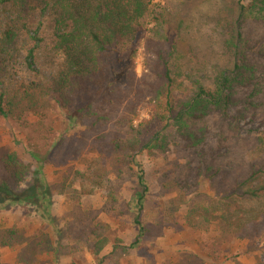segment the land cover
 Returning <instances> with one entry per match:
<instances>
[{
  "label": "trees",
  "instance_id": "trees-1",
  "mask_svg": "<svg viewBox=\"0 0 264 264\" xmlns=\"http://www.w3.org/2000/svg\"><path fill=\"white\" fill-rule=\"evenodd\" d=\"M1 3L19 12L21 30L37 42L39 32L26 21L38 10L48 13L52 52L62 63L43 85L22 82L5 89L0 82V119L26 125L28 117L44 114L52 96L70 119L83 125L81 138L89 140L84 147L108 157L101 161V173L82 177L89 188L85 182L79 192L69 187L74 195L99 192L105 202L99 211L75 207L65 232L69 244L59 246L56 255L72 256L85 247L98 264L105 263L102 253L109 239L99 214H130L132 204L124 210L121 190L131 178L137 182V201H145L150 187L138 160L144 154L182 157L183 163L175 161L160 177L166 193L184 200L199 194L203 183L214 191L207 205H195L185 214L192 232L205 239L216 234L211 247L203 242L208 258L213 260L230 240L246 243L250 254L264 253V134L242 136L246 120L264 125V0ZM160 6H166L168 17L155 14ZM14 31H19L16 25L5 37ZM145 37L147 73L139 79L136 58ZM34 59V50L28 51L27 67L38 73ZM142 109L147 119L141 120ZM26 139L30 161L14 151L0 154V208L5 210L38 204L36 196L18 195L33 163L41 161L39 144ZM141 211L140 204L135 223L141 235L129 249L148 232L139 220ZM23 242L16 225L0 228V249ZM189 256L201 261L198 255Z\"/></svg>",
  "mask_w": 264,
  "mask_h": 264
},
{
  "label": "rangeland",
  "instance_id": "rangeland-1",
  "mask_svg": "<svg viewBox=\"0 0 264 264\" xmlns=\"http://www.w3.org/2000/svg\"><path fill=\"white\" fill-rule=\"evenodd\" d=\"M165 0H154L162 5ZM0 0V82L5 89H11L17 84L37 83L46 84L60 68V56L52 52L51 37L53 27L51 16L31 13L26 21L34 31H38L41 41L37 42L28 37L21 30L22 16L3 5ZM166 6H160L155 14L168 17L164 11ZM44 8V7H42ZM170 11V10H169ZM21 18V19H18ZM16 25L19 31H14L10 38L5 37L8 29ZM41 26V27H40ZM40 27V29H39ZM146 37L140 42V50L136 58V74L139 79L147 73L145 62ZM34 50V62L38 73L27 67L28 51ZM153 57H148L152 60ZM41 117H28L26 125L20 126L13 121L0 119V154L14 151L26 162L30 161L27 151V139L31 137L39 144L41 161L33 163V172L25 180L18 193L36 196L37 205L19 204L12 209L0 208V228L9 229L17 226L23 237V243L13 248L0 249L1 264H98L92 253L82 247V251L72 256L56 255L59 246L69 244L65 232L72 221L71 212L76 213L75 207L82 206L83 210H101L105 199L97 192L95 195L80 196L71 193V186L78 192L85 182L98 172L101 173L102 159L97 153L85 148L89 140L83 137L84 127L76 119H70L61 110L52 96L47 98ZM148 118L147 110L141 112V120ZM137 125V123H136ZM242 136L248 134H264L261 121L246 120L243 122ZM16 142H20L17 144ZM84 147V148H83ZM83 151L77 157L73 154L77 150ZM145 170L150 192L145 201H137V182L134 179L124 183L121 197L126 205L131 203V212L126 217L116 214L100 213L98 221L105 225L104 235L109 239L102 256L106 257L104 264H257L264 262L263 254H250L247 244L230 240L226 246L217 250L214 259L207 257L209 249H204L203 242L210 247L216 234L203 238L188 229L185 225V214L195 205L205 206L214 198V191L207 183H203L202 190L197 195L186 197L184 200L175 193L168 194L162 188L160 177L169 170L175 161L183 163L182 157L170 154L162 157L156 154H144L138 159ZM88 182V183H87ZM72 184V185H70ZM24 194V195H25ZM3 200V199H2ZM9 203V201H6ZM140 204L142 211L139 220L148 231L139 244L129 247L140 238L141 231L136 225V214ZM264 244V243H263ZM117 246L127 248L126 252ZM262 247V245H261ZM211 249V248H210ZM189 254L198 255L201 261L189 258Z\"/></svg>",
  "mask_w": 264,
  "mask_h": 264
}]
</instances>
